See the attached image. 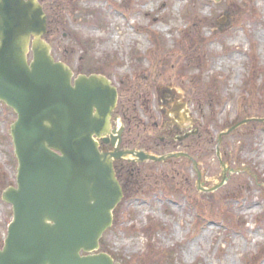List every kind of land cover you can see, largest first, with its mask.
I'll list each match as a JSON object with an SVG mask.
<instances>
[{"label": "rangeland", "instance_id": "1", "mask_svg": "<svg viewBox=\"0 0 264 264\" xmlns=\"http://www.w3.org/2000/svg\"><path fill=\"white\" fill-rule=\"evenodd\" d=\"M47 3L52 20L45 40L56 60L75 76L108 75L122 86L127 116L148 123L131 133L129 148L156 155L185 151L173 145L178 131H166L172 107L185 105L201 125L212 121L210 134L203 133L195 149L202 188H212L223 175L219 134L238 121L256 120L222 139L220 157L231 172L212 193L199 192L196 172L178 159L169 166L121 162L124 178L131 172L134 192L115 211L101 250L121 264H143L153 251L161 258L156 264H264V127H258L264 122L257 121L264 119V0ZM179 48L194 50L197 69ZM202 85L208 94L200 90L193 101L190 90ZM132 97L136 110L129 106ZM15 120L0 103V242L13 218L2 194L16 184L10 135Z\"/></svg>", "mask_w": 264, "mask_h": 264}, {"label": "water", "instance_id": "2", "mask_svg": "<svg viewBox=\"0 0 264 264\" xmlns=\"http://www.w3.org/2000/svg\"><path fill=\"white\" fill-rule=\"evenodd\" d=\"M47 32L38 0H0V101L17 115L11 136L18 159L16 186L2 194L14 215L0 264H120L98 252L124 198L114 161L160 163L187 155L120 150V138L114 152H100L95 137L110 134L118 92L102 75H79L73 82L72 69L52 56ZM251 121L221 133L218 145ZM219 146L222 182L202 188L196 164L199 191L214 192L228 179Z\"/></svg>", "mask_w": 264, "mask_h": 264}, {"label": "flooded vegetation", "instance_id": "3", "mask_svg": "<svg viewBox=\"0 0 264 264\" xmlns=\"http://www.w3.org/2000/svg\"><path fill=\"white\" fill-rule=\"evenodd\" d=\"M43 7L45 8L48 4V0H39ZM49 16V15H48ZM52 20V18H51ZM106 77L109 78L108 75ZM111 80V79H110ZM114 82V80H111ZM121 86V84H120ZM122 87V86H121ZM121 87H118V103L116 106V109L112 112V118H111V132H116L113 135H107L105 138L99 140L100 150L102 152L108 153L114 151L115 147L113 145V137L118 140L120 138V149H136V148H129L128 139L129 136H131L133 132L139 131V128H144L145 130L148 127L147 122H137L136 118L130 119L127 116L126 108L123 106V94L121 91ZM128 91V90H127ZM130 91V90H129ZM133 96V95H132ZM136 104L137 102L134 101V98L132 97V100H130L129 106L134 107V110H136ZM173 115L170 114V118L167 119V123L170 125V128H166V131L168 133H173L174 130L178 131V135H175V139L177 138V143H174L173 145H178V148L180 146H184V150L182 153L187 154V157H183L179 159L180 161L186 162V165H188L190 168L195 169V163L198 165L200 164V160L198 157H196L195 149L199 146V139L202 137V125L200 124L199 116L192 115L193 110H190L189 108H186L185 105H179L177 107H172ZM136 112V111H135ZM156 127L159 128V122H155ZM120 129H122V132L119 134ZM166 136L170 137V134L166 133ZM180 138H183L180 140ZM162 141H165L163 138ZM131 144V143H130ZM137 150V149H136ZM171 152H177V151H171ZM169 152V153H171ZM171 160L168 161V163ZM165 163V164H168ZM121 165V161H117L115 163L116 171L118 167Z\"/></svg>", "mask_w": 264, "mask_h": 264}, {"label": "trees", "instance_id": "4", "mask_svg": "<svg viewBox=\"0 0 264 264\" xmlns=\"http://www.w3.org/2000/svg\"><path fill=\"white\" fill-rule=\"evenodd\" d=\"M252 14H253V11L252 10H250L249 11V13H248V15L249 16H252ZM50 18V17H49ZM188 18V21L189 22H194L193 20H192V18H189V16L187 17ZM196 18V20L198 19L197 17H195ZM51 19V18H50ZM194 25H195V23H193ZM187 37H185L184 39H186ZM189 39V38H188ZM187 40V39H186ZM203 41V40H202ZM179 50H180V54L183 56V60H186V62L191 66H194L196 69H197V65H195L197 62H198V60H197V57H196V55H195V53L193 52L194 50L193 49H181V48H179ZM194 56V57H193ZM251 59V58H250ZM253 59H254V57H253ZM200 90L201 91H203V93H204V95H207L208 94V89L204 86V85H202V88H199V89H197V90H193V92H192V90H190V92L192 93V97H193V101H194V98L196 99V96L199 94V92H200ZM262 91V90H261ZM203 97L204 96H201V97H198V99L200 100V99H203ZM197 100V99H196ZM209 100V98H207L206 97V102ZM207 105H209V102H207ZM251 118V117H250ZM238 122H240V121H238ZM237 122V123H238ZM254 124V126H256L258 123H253ZM259 125L260 126H258V127H264V123H259ZM213 125H212V121H210V120H207V122L206 121H204V124L202 125V132H201V135H203V133L204 134H210V132H209V129L212 127ZM249 127H252V125H248ZM253 126V127H254ZM250 139H251V137H250ZM125 164H127V162H124ZM129 165H132V164H129ZM117 167H118V165H116ZM117 174H118V179H119V181H120V183H121V185H122V187H123V189H124V193H125V196L127 197V196H129L132 192H134V190H131V179H129V175L131 174V172L129 173V175L126 177V178H124V167L122 166V165H120L119 167H118V169H117ZM115 220H116V214H115ZM116 222V221H115ZM1 246H2V242H0V248H1ZM103 251V250H102ZM161 256H163V254H161V253H159ZM161 260V258L159 257V255H158V253H156V252H154L153 251V253H151V256L149 257V258H147L146 260H144L143 261V264H156V263H159V261Z\"/></svg>", "mask_w": 264, "mask_h": 264}]
</instances>
